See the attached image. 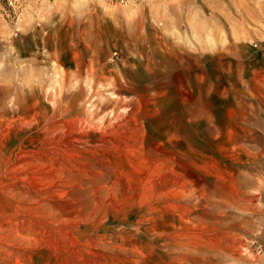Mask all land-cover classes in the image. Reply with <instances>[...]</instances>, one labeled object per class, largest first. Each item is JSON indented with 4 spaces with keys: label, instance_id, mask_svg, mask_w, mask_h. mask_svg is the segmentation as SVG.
<instances>
[{
    "label": "rangeland",
    "instance_id": "obj_1",
    "mask_svg": "<svg viewBox=\"0 0 264 264\" xmlns=\"http://www.w3.org/2000/svg\"><path fill=\"white\" fill-rule=\"evenodd\" d=\"M85 263L264 264V0H0V264Z\"/></svg>",
    "mask_w": 264,
    "mask_h": 264
},
{
    "label": "bare ground",
    "instance_id": "obj_2",
    "mask_svg": "<svg viewBox=\"0 0 264 264\" xmlns=\"http://www.w3.org/2000/svg\"><path fill=\"white\" fill-rule=\"evenodd\" d=\"M78 77V76H77ZM86 79V78H85ZM72 81V80H71ZM66 82V81H65ZM80 82V81H79ZM61 83H63V80H62V82ZM68 84H69V82H68ZM29 85H31V84H29ZM70 85V84H69ZM80 85V84H79ZM76 87V86H75ZM63 88H65V87H63ZM62 89V88H61ZM50 91V90H49ZM50 93V92H49ZM51 95V94H50ZM53 96V95H52ZM54 98H55V96H53ZM72 99V98H71ZM74 99V98H73ZM77 100H78V98H77ZM94 101V100H93ZM54 104V103H53ZM73 104V103H72ZM77 104V103H76ZM82 104V103H81ZM80 104V105H81ZM63 105V104H62ZM69 105H71L70 103H69ZM78 105H79V103H78ZM61 107V106H60ZM67 106H65V108H66ZM68 107H70V106H68ZM72 107H73V105H72ZM79 107V106H78ZM71 108V107H70ZM67 109V108H66ZM54 110H56V111H58L59 112V107H55V109ZM68 110H70V109H68ZM67 110V111H68ZM83 110H85L84 108H83ZM64 111V110H63ZM66 111V110H65ZM66 111V112H67ZM99 111V110H98ZM60 113V112H59ZM61 113H64V112H61ZM70 113V112H69ZM64 114H66V113H64ZM68 114V113H67ZM74 114V113H73ZM79 116V115H78ZM71 119V118H70ZM69 119V120H70ZM71 121V120H70ZM88 121V120H87ZM86 121V119H84V117H77V118H75V119H73L71 122H70V124H69V121H67L66 123H68V124H59V125H55V126H53V128H49L48 127V129L46 130V134H47V136H48V134L53 138V140L56 142V141H59V138L58 137H60V136H62V135H66V136H68L67 138H68V143H75V144H77V146H78V144H80L79 146H81V145H83V144H87L88 142H87V140L86 139H84L83 137H85L84 135H83V137H81V136H78V135H82L81 134V132H83L84 131V129H85V126L87 125V122ZM103 122V121H102ZM90 123V122H89ZM54 125V124H53ZM67 125H70V128H68L69 126H67ZM92 125V124H91ZM72 126H73V128H72ZM90 126V125H89ZM89 126H87V128L89 127ZM100 126V125H99ZM92 127H94V125H92ZM101 127H103L102 125H101ZM101 127H99L100 128V130H101ZM108 127H109V125H108ZM86 128V129H87ZM96 128H98V127H96ZM105 128V127H104ZM104 128H102V129H104ZM85 129V130H86ZM105 129H107V128H105ZM109 129V128H108ZM93 130V129H92ZM118 130V129H117ZM90 131V130H89ZM97 131V130H96ZM95 131V132H96ZM104 131V130H103ZM102 131V132H103ZM107 131V130H106ZM105 131V132H106ZM88 132V131H87ZM93 133H94V131H93ZM101 133V132H100ZM104 133V132H103ZM116 133V132H115ZM45 134V135H46ZM72 135H74V136H72ZM107 135V134H106ZM113 135V134H112ZM110 137V136H109ZM45 138V137H44ZM51 138V139H52ZM119 138V137H118ZM105 139V138H104ZM117 139V138H116ZM63 141H65V140H63ZM116 141V140H115ZM45 142V141H44ZM106 142H111V140L109 139V140H106L105 139V143ZM52 143V142H51ZM59 143V142H58ZM90 143V142H89ZM94 143V142H93ZM92 143V144H93ZM113 143V142H112ZM49 144V143H48ZM98 144V143H97ZM103 144V143H102ZM107 144H109V143H107ZM98 145H100V144H98ZM69 146V145H68ZM84 146V145H83ZM92 146V145H91ZM97 146V145H96ZM95 146V147H96ZM110 146V145H109ZM67 147V146H66ZM74 147V146H73ZM100 147H101V145H100ZM104 147V146H103ZM106 147V146H105ZM112 147V146H111ZM21 148V147H20ZM63 148V146H62V144H60V145H57V142H56V145H52V146H50L49 148H48V150H50L51 152H62V153H67V149L66 150H64V149H62ZM47 149V148H46ZM70 149L72 150V148L70 147ZM87 149V148H86ZM106 149V148H105ZM45 151H47V150H45ZM78 151V150H77ZM77 151H75V152H77ZM95 151V150H94ZM83 152H85V151H83ZM89 152V151H88ZM92 152V151H91ZM96 152V151H95ZM49 153V152H48ZM72 153V152H71ZM70 152H68L67 154H68V157H69V160H70V157H75V155H77V154H75V155H73V154H71ZM74 153V152H73ZM93 153V152H92ZM46 154V153H45ZM61 154V153H60ZM64 154V155H65ZM94 154V153H93ZM39 155V154H38ZM54 155V154H53ZM100 155V154H99ZM46 156V155H45ZM61 156V155H60ZM43 157V156H42ZM47 157V156H46ZM45 157V158H46ZM49 157V156H48ZM57 157V156H56ZM19 158L21 159V161H26L27 162V164L25 165L26 167H29V168H31L33 171H39V174H38V176L36 177L37 178V181H38V184L39 183H42V184H45L46 186L48 185H52V184H54L55 183V179H53V178H55V177H53V175H57V177H56V180L57 179H59V184L62 182V180L63 179H61L62 178V176L60 175V173H61V171H62V169L65 167V165L63 164V163H61V162H56L55 160H51V159H49V161H46V162H41L40 161V157L39 156H37V155H35L34 154V152L32 153V151L30 150V148L28 147V146H22V148L21 149H19ZM44 158V159H45ZM59 158V157H58ZM47 159V160H48ZM60 159H61V157H60ZM64 162H66V164L67 163H69V160H68V158L67 157H65L64 156ZM62 159V160H63ZM42 160V159H41ZM20 161V160H19ZM29 162V163H28ZM23 167V166H22ZM69 169V168H68ZM67 169V170H68ZM74 169H76V168H74ZM36 176V175H35ZM61 179V180H60ZM64 181V180H63ZM57 183V182H56ZM55 183V184H56ZM33 185V184H32ZM44 186V185H43ZM53 186V185H52ZM45 187V186H44ZM108 187V186H107ZM103 188V187H102ZM48 189H49V187H48ZM45 190V189H44ZM107 190V189H106ZM41 191H42V189H41ZM48 191V190H47ZM111 190H109V192H110ZM101 192V191H100ZM104 192V191H103ZM113 193V192H112ZM111 202V201H110ZM115 202V201H114ZM89 223V222H88ZM94 223V222H93ZM71 237V236H70ZM69 237V238H70ZM66 240V239H65ZM73 240V239H72ZM71 240V242H73ZM74 240H75V238H74ZM76 240H78V239H76ZM75 244H78V241H75ZM74 244V245H75ZM84 260V259H83ZM84 262V261H83ZM85 264H87V263H85Z\"/></svg>",
    "mask_w": 264,
    "mask_h": 264
}]
</instances>
